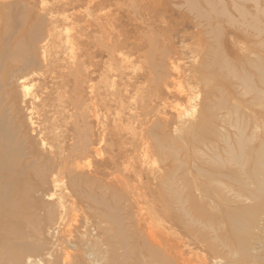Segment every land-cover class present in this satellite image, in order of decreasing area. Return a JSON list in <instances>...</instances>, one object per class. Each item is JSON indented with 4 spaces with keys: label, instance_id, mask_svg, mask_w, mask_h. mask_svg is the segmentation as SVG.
Returning <instances> with one entry per match:
<instances>
[{
    "label": "rangeland",
    "instance_id": "374dc122",
    "mask_svg": "<svg viewBox=\"0 0 264 264\" xmlns=\"http://www.w3.org/2000/svg\"><path fill=\"white\" fill-rule=\"evenodd\" d=\"M0 50V76L34 73L4 88L32 108L3 105L28 138L21 140L28 180L18 187L28 199L0 203V264H163L157 243L171 249L164 264H225L230 254L211 261L161 217V203L171 197L161 195L164 186L204 182L196 175L206 170L203 149L187 147L181 123L201 112L216 123L211 140L223 147L224 170L241 171L227 149L240 153L236 128H244L243 192L228 194L238 185L223 178V185L212 183L223 189V204L195 196L217 217L256 209L243 234L252 236L249 254L264 264V202L252 178L263 155L264 179V100L253 102L264 89L255 68L264 61V0H0ZM83 144L91 147L90 157L76 159L84 175L58 176L52 185L60 170L52 153L76 155ZM60 204L68 210L62 223ZM223 230V240L231 239ZM215 236L209 232L216 243ZM93 244L101 252H87Z\"/></svg>",
    "mask_w": 264,
    "mask_h": 264
},
{
    "label": "bare ground",
    "instance_id": "6f19581e",
    "mask_svg": "<svg viewBox=\"0 0 264 264\" xmlns=\"http://www.w3.org/2000/svg\"><path fill=\"white\" fill-rule=\"evenodd\" d=\"M15 44H14V47H16ZM41 49L42 51L40 50L39 51L45 54V50L47 49L44 47H42ZM0 52L4 54L1 50ZM258 61L259 62L255 64V68L257 70V75L259 76L258 81L261 84V86L264 88V76L262 73V71L264 70V61L261 60L260 58L258 59ZM44 62L47 63V60H44ZM6 67L11 68V66H6ZM33 74L34 73L31 72V73H27V75L14 77L11 72H9L8 70H5L0 76V89L3 88V91L0 93V203L1 202L5 203L9 205L10 207H13V205L17 201L28 199L24 196L25 194L24 191L21 192L18 188V187H26V184H27L26 180H28L27 175L25 174V170L28 169V166H27L28 163L27 161H22L23 163L21 162L22 158L26 155L25 151L22 152L21 150V140L27 137L24 136L20 132L18 123H15V120L11 119L12 115L9 113L8 109H5L6 107H4L3 105L5 104L4 102H6V106H8L7 103L11 104L13 108H15L16 110L18 108L17 106H20V105L23 107L32 108L31 103H29L24 98V96H21L22 98L20 99H14V93L12 92V89L15 87L14 84L16 82L24 81L26 77L28 76L29 78H33L34 77ZM10 85L13 86L11 90H4L6 86H10ZM21 90L22 88L20 89V91ZM24 91L22 90V92ZM23 95H26V93ZM255 96L257 99H255V101H253L254 100L253 99L252 100L253 102H258V100L259 101L264 100V89L258 90V93ZM194 100H195V94L192 97H189L188 95L187 102H193ZM90 106H91V103H90ZM195 108H196L195 106H192V112H194ZM205 108L207 107L205 106L204 109ZM178 114H181V113L179 112ZM186 114L188 115L187 111H185V113L181 114L180 116L182 115L184 116ZM202 115H203V112H201V116H199L193 122L183 121L181 123H182V126L185 127V130L183 131L184 133L183 140L186 143L187 147L191 148L194 154H198L199 153L198 151L200 148L203 149L202 151H203L204 159L200 158L199 163L201 164V166L205 165L206 170H201V171L198 170L196 175L199 176L200 178H203L204 182L196 183V181L193 180V183H192L193 186L191 188L186 182H183L181 185V187L183 186L182 190H179V189L177 190V188L175 187L176 184L174 185L172 183L171 185L169 184L168 186H164V189L161 190V195L165 198V197H168L165 195H167V193L170 192L169 195L171 197L168 200L162 201L161 206H160V208L162 209L161 217L165 219V221H167L172 226V228L176 227V229L181 230L183 233H185L191 239V242L196 247V249H200V250H203V252L204 251L207 252L208 259H211V261L214 260L216 262V260H219V259L220 261L223 260L224 257H222V255L226 252L227 253L226 256L230 254L229 256L231 257L227 256L228 258H225L224 260L225 264H257V258L251 256L248 252V242L252 239V238L250 239V237L252 236L248 234H247L248 236L243 234V233H246L248 230L252 229L251 227H252L253 220L255 219L254 216H255L256 209L251 208V210H248L246 209V206H244L245 208H239V210L237 209L238 211H241L239 214H236L235 210L233 209L235 215L234 213L231 215V213L233 212L232 210V212L226 215L225 217L223 216L225 215L223 213L222 215H219V217H217L216 215H211L208 212H206L205 207L202 204L203 199L209 200V202H211V200H218L219 203L223 204V199H224L223 189H219L217 192L215 191L216 188L214 189L212 187L213 185L212 183H216V185L218 183V186L219 184L223 185V178H225L226 181L229 183H235L238 185L237 188L229 185V187L226 188L228 189V194L233 193V191H235L234 195L237 196L238 198L241 197L243 189H240L241 185H240V182L238 181V178L239 176H241V173H243L244 171L243 170L244 160L242 159V155H241L245 147V142L241 139L245 134L244 128L238 127V126L237 128L235 127L236 136L239 138L238 148L240 150V153L238 154L233 153V151H231L232 148L227 149V152L229 153V156H230L228 160L231 163H234L236 166H238L239 169H241V171L239 170V173H237L236 171H230L227 169L224 170L223 169L224 168L223 167V161H224L223 160V147H221L220 145L216 143L218 142L217 140L215 142L211 140L212 137L214 138L216 134L215 133V131L217 130L215 126L216 123L212 119H206L205 116H202ZM14 118L17 119L16 117ZM28 120H30L29 128L31 129V133L37 131L36 128L34 129L31 127L34 125V123L31 122V119H28ZM175 129H177V126L175 127ZM40 133L41 132H39L38 135H40ZM217 136L218 137H216V139L220 138L223 143V136L222 135L219 136V132ZM83 145L80 150L76 151V155L68 154L64 156L63 155L64 150H56L54 152L55 154L52 153L53 155H56V157L54 156V162H55L54 165L56 166L57 164L56 167H60V170L57 172V174L56 175L53 174V178L51 177L52 185L60 184L59 181L57 180L58 176H63L64 178H66V176L68 177L69 174L71 173H75V174L77 173L76 176L84 175L83 174L84 172L82 171H81L82 173L78 172L80 168H79V165L77 164L78 160L76 159L90 157L91 147L88 144H85L84 146ZM99 152L100 151L98 150L95 151L94 156L95 155H96L95 157L100 156ZM50 154L48 155L50 156ZM38 162L40 163V160H38ZM48 163H49V160L45 161V165L46 164L48 165ZM262 164H263V155H259L256 158V164H255L256 168L253 170L252 178L254 179V187L256 191L255 197L256 196L257 198L260 197L262 202H264L263 199L261 198L264 195V179L263 180L261 179ZM44 167H45L44 164H40V167L38 168V170L37 169L35 170V175L37 176L38 180H39V176L43 172ZM225 173H227L228 175ZM231 175H234L235 177H230ZM195 193H198L200 195L199 199L201 198L202 200L201 202L198 201L197 197L195 196ZM243 196L245 195L243 194ZM49 197H52V196H49ZM176 205L181 206L180 209H182V213H184L183 215L178 213V212H181L180 210L175 209ZM169 207H172V208L169 209ZM60 208L61 210L59 212V216H60L59 218L61 220L60 222L62 223V221L66 220V218L68 217V214H67L68 210L66 211V207H64L61 204H60ZM185 217L187 218V221ZM205 229H208L209 231H205ZM223 229L227 230V232L230 233L231 239L230 238L225 239L224 241L223 239L226 236L223 237L221 236V233L218 234L217 230L222 231ZM70 231L71 230L69 228L68 230L66 229L65 231H63L64 236L67 234L70 235ZM209 232H212L216 235L213 241L217 240L218 242L216 243L212 242L211 240L213 238H211L210 240L209 238L210 236L208 237ZM223 234H226V232H224ZM96 239L98 238L96 237ZM96 239L95 241L94 240L93 241L96 242ZM82 243L86 244V247L91 244V243L90 244L88 243L87 239L83 241ZM154 246L160 249L162 255L159 257L162 262L167 263L168 261L172 260L171 255L168 254L169 251L171 250L170 247L168 248L165 247L163 243L162 244L160 243V245L157 243V245L154 244ZM92 247H94V244L93 246L91 245V248ZM84 248H85V245H84ZM91 248L90 249L86 248L87 252L93 251V250L101 252L100 249H102V248L100 249H97V248L91 249ZM101 254L103 255L102 256L103 257L102 261H103L105 260L104 258L106 257L107 252H103ZM232 255L234 258H232ZM106 260L103 262L104 263L106 262L107 264H111L112 261L110 262ZM95 261L97 262V260Z\"/></svg>",
    "mask_w": 264,
    "mask_h": 264
}]
</instances>
